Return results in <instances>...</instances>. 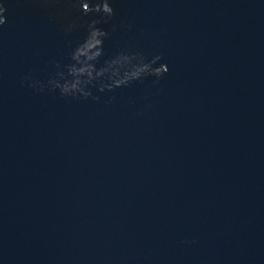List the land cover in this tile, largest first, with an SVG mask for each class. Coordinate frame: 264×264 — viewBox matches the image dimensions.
<instances>
[{"label": "water", "instance_id": "1", "mask_svg": "<svg viewBox=\"0 0 264 264\" xmlns=\"http://www.w3.org/2000/svg\"><path fill=\"white\" fill-rule=\"evenodd\" d=\"M0 264H264V0H0Z\"/></svg>", "mask_w": 264, "mask_h": 264}]
</instances>
